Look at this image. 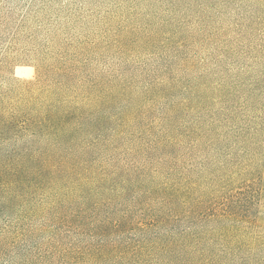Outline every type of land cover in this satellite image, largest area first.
<instances>
[{
  "label": "trees",
  "instance_id": "obj_1",
  "mask_svg": "<svg viewBox=\"0 0 264 264\" xmlns=\"http://www.w3.org/2000/svg\"><path fill=\"white\" fill-rule=\"evenodd\" d=\"M126 31L25 48L36 77L0 83V264H264V170L195 202L179 152L203 131L264 128V50Z\"/></svg>",
  "mask_w": 264,
  "mask_h": 264
},
{
  "label": "rangeland",
  "instance_id": "obj_2",
  "mask_svg": "<svg viewBox=\"0 0 264 264\" xmlns=\"http://www.w3.org/2000/svg\"><path fill=\"white\" fill-rule=\"evenodd\" d=\"M128 29L131 36L145 32L206 34L209 39L198 45L203 52L255 53L264 50V0H0V83L12 76L36 77L39 59L23 52L25 48L42 52L46 43L58 48L66 37L73 40L87 32L113 34ZM7 45L13 53L20 51L10 62L3 58ZM145 50L140 45L142 54L136 57L140 64L153 61ZM103 51L101 64L114 66L118 62L115 52ZM201 135L193 147L184 143L179 150L183 186L192 179L195 202L206 189L229 192L264 170V128L221 126ZM259 178L256 186H264V174ZM187 224L183 220L182 225ZM224 225L223 221L212 222L209 227ZM202 227L198 219L193 220L196 238L201 237ZM259 231L252 225L240 230L247 239L258 237Z\"/></svg>",
  "mask_w": 264,
  "mask_h": 264
}]
</instances>
